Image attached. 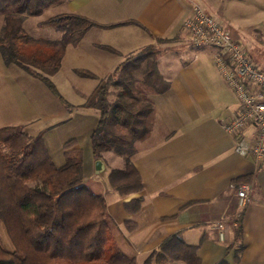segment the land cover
<instances>
[{
	"label": "crops",
	"instance_id": "obj_1",
	"mask_svg": "<svg viewBox=\"0 0 264 264\" xmlns=\"http://www.w3.org/2000/svg\"><path fill=\"white\" fill-rule=\"evenodd\" d=\"M194 5L228 31L250 60L264 70V0H65L61 5L63 12L98 24L78 45L66 49L61 69L55 75L67 78V67L69 75L81 77L82 84L76 86L82 96L87 94L85 79L102 83L127 57L158 40H167L158 48V65L170 89L153 97L155 122L148 138L135 146L132 156L142 189L128 195L112 190L109 173L124 168V160L115 153L97 159L92 146L91 155L83 161V183L104 197L106 220L114 240L136 264H144L173 235L198 246L201 264H236L240 249L229 246L234 243L237 214L243 216L239 264H264V162L236 153L235 139L224 128L240 105L215 66L217 51L191 44L185 20ZM11 67L4 64L0 54V128L23 125L28 131L41 117V125L45 126L41 132L51 133L61 127L55 115L44 119V115H50V105L54 108L56 104L47 92L41 93V103L32 93L33 100L30 94L18 100L16 90L10 87ZM13 69L25 79L24 69ZM78 71L90 72L94 78L83 77ZM97 90L92 91L86 104H79L83 111L92 108L90 103ZM254 135L255 127H247L245 137L250 144L254 143ZM72 139L76 144L70 149L82 148L77 137L60 134L56 150L62 151L61 158L56 159L47 148L57 166L63 165L64 145ZM240 179L252 187V199L244 209L239 207L236 196ZM136 199L137 208L128 209L126 205ZM219 222L224 227L223 239ZM2 235L10 243L9 247L3 246L11 250L3 226L1 238Z\"/></svg>",
	"mask_w": 264,
	"mask_h": 264
},
{
	"label": "trees",
	"instance_id": "obj_2",
	"mask_svg": "<svg viewBox=\"0 0 264 264\" xmlns=\"http://www.w3.org/2000/svg\"><path fill=\"white\" fill-rule=\"evenodd\" d=\"M65 0H0L4 18L0 34V54L5 65H17L33 73L56 94L51 80L62 66L69 46L78 45L84 35L98 27L94 21L73 13H60L40 22L62 33L60 40L31 37L25 29L27 17H39ZM160 51L148 47L127 57L98 88L90 107L99 112L91 135L95 158L115 153L125 167L112 169L110 188L121 195L139 192L142 180L132 156L135 146L145 141L155 122L153 97L170 89L159 70ZM83 77L94 78L86 71ZM64 148V163L57 166L46 148L43 136L32 137L23 125L0 128V227L3 226L12 249L0 242V264H136L118 248L107 223L103 196L83 183V153ZM243 184L240 179L236 190ZM139 200L126 205L137 208ZM234 243L243 250V216L235 217ZM198 246L185 243L179 235L166 239L144 264H201ZM220 264H228L222 262Z\"/></svg>",
	"mask_w": 264,
	"mask_h": 264
},
{
	"label": "built area",
	"instance_id": "obj_3",
	"mask_svg": "<svg viewBox=\"0 0 264 264\" xmlns=\"http://www.w3.org/2000/svg\"><path fill=\"white\" fill-rule=\"evenodd\" d=\"M195 48H214L215 66L239 101V111L224 126L235 139V151L241 156H251L256 162H264V70L247 56L242 45L234 40L217 21L207 15L200 6L192 7L185 20ZM255 127L254 143L246 139V129ZM239 207L244 209L252 199V187L243 184L237 190ZM220 238H224L223 223L218 225Z\"/></svg>",
	"mask_w": 264,
	"mask_h": 264
},
{
	"label": "rangeland",
	"instance_id": "obj_4",
	"mask_svg": "<svg viewBox=\"0 0 264 264\" xmlns=\"http://www.w3.org/2000/svg\"><path fill=\"white\" fill-rule=\"evenodd\" d=\"M63 8L61 5H56L51 7L50 9L46 10L41 16L39 17H27L24 22V26L28 34L36 39H45V40H60L62 37V33L57 30L54 27L50 26H42L40 25V22L57 14L60 13H66L63 12ZM4 18L0 16V34L2 32L3 22ZM167 40H158L155 42L154 45H151L153 48H160L161 43H166ZM149 46V47H151ZM148 48V47H147ZM146 48V49H147ZM138 55V54H136ZM10 69V78L13 81V86H10L12 90H16L15 93H17L18 100L20 101L22 96H26L27 94H30V98L32 99V94L37 95V98H39V103H41V99L43 96H41L42 92H47V94H50L52 100L56 103L49 107L50 115L47 117L44 115V119H48L51 117V115H55L56 121L59 123L58 125L61 126L58 129H55L51 133H47L45 131L41 132L40 129H42L45 126H42V117L40 120H36L31 125L30 129L28 130L29 134L32 137H36L39 134L43 136V140L46 148H49L52 155L58 159L61 158L63 155L61 154L62 151L56 150V146L58 145L57 140L60 139V134L68 133L71 135V137H77L79 143L81 144V150L83 153V158H88L91 155V135L96 127V123H98L99 120V112L96 110L85 109L86 111H83L81 106L79 104H86L88 101V97H90L92 94V91H94L96 88L98 89L100 85L103 83L99 82L98 80L94 79H85L87 82L86 87V96H82V93H79V89L76 85L80 86L82 83L81 77H78L77 75L67 73V67H65V73L67 74V78L60 79V77L54 76L51 78L55 89L56 94H54L47 85H45L43 82L35 79L37 78L33 73L26 71L25 73V79L21 78V75L18 73L19 71H16L15 68L17 65H11ZM17 66V69H22L21 67ZM28 76V77H27ZM75 76V77H73ZM30 78V79H28ZM29 80V81H28ZM32 82V84H28L29 82ZM107 80V79H106ZM104 80V82L106 81ZM80 84V85H79ZM76 88V89H75ZM85 97V99H84ZM81 98V99H80ZM62 99V100H61ZM33 100V99H32ZM45 98H43V101ZM19 103V102H18ZM22 103V102H21ZM9 112V110H7ZM5 112L4 114H6ZM63 115V116H62ZM8 116V115H6ZM63 118V119H61ZM60 119V120H58ZM66 121L65 123L63 122ZM64 123V124H63ZM63 124V125H62ZM27 130V129H26ZM66 151V149H65ZM6 237L2 235V238L0 237V242L4 246L7 247L10 246V243H6ZM5 246V247H6Z\"/></svg>",
	"mask_w": 264,
	"mask_h": 264
}]
</instances>
